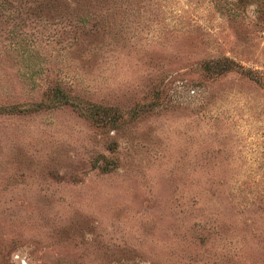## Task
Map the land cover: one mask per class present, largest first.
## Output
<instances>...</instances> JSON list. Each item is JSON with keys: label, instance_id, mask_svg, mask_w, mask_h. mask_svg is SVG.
Masks as SVG:
<instances>
[{"label": "rangeland", "instance_id": "rangeland-1", "mask_svg": "<svg viewBox=\"0 0 264 264\" xmlns=\"http://www.w3.org/2000/svg\"><path fill=\"white\" fill-rule=\"evenodd\" d=\"M0 107V264H264V0H0Z\"/></svg>", "mask_w": 264, "mask_h": 264}, {"label": "trees", "instance_id": "trees-1", "mask_svg": "<svg viewBox=\"0 0 264 264\" xmlns=\"http://www.w3.org/2000/svg\"><path fill=\"white\" fill-rule=\"evenodd\" d=\"M62 95H65V94H62ZM60 101H64V102H66V103H71L72 105H74L75 106V104H74V102H72L71 100H69V98H65V96H64V98L63 99H61ZM0 110H2V108L0 107Z\"/></svg>", "mask_w": 264, "mask_h": 264}]
</instances>
